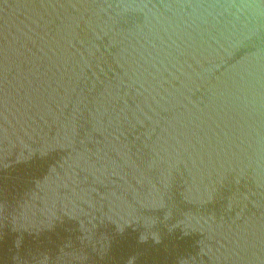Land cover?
<instances>
[{
  "label": "water",
  "instance_id": "1",
  "mask_svg": "<svg viewBox=\"0 0 264 264\" xmlns=\"http://www.w3.org/2000/svg\"><path fill=\"white\" fill-rule=\"evenodd\" d=\"M0 264H264V0H0Z\"/></svg>",
  "mask_w": 264,
  "mask_h": 264
}]
</instances>
